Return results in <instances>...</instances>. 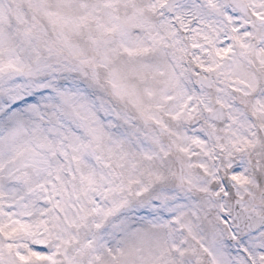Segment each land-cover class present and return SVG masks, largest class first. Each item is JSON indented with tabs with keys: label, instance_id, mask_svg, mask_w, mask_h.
Here are the masks:
<instances>
[{
	"label": "snow or ice",
	"instance_id": "obj_1",
	"mask_svg": "<svg viewBox=\"0 0 264 264\" xmlns=\"http://www.w3.org/2000/svg\"><path fill=\"white\" fill-rule=\"evenodd\" d=\"M0 264H264V0H0Z\"/></svg>",
	"mask_w": 264,
	"mask_h": 264
}]
</instances>
